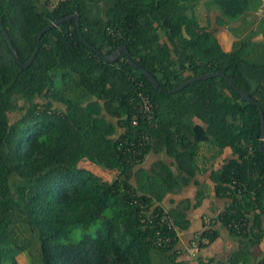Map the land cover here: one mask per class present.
Listing matches in <instances>:
<instances>
[{
    "label": "trees",
    "instance_id": "trees-1",
    "mask_svg": "<svg viewBox=\"0 0 264 264\" xmlns=\"http://www.w3.org/2000/svg\"><path fill=\"white\" fill-rule=\"evenodd\" d=\"M200 2L217 7L219 25L240 22L261 0H0V264H18L31 242L41 264H154L153 250L155 264H178L186 208L200 204L206 187L193 203L182 198L167 209L160 201L195 177L204 142L216 148L212 156L231 151L210 178L227 201L216 220L240 249L198 264H264V152L252 100L264 112V55L251 57L255 43L245 39L221 50L209 14V24L198 23ZM73 12L78 25L72 16L50 27L28 65L16 60L3 27L25 62L40 30ZM121 44L159 85L124 52L102 56ZM218 70L251 100L219 74L166 91ZM140 93L152 103L150 120ZM15 107L23 112L11 119ZM89 150L119 169L108 183L82 164ZM201 228L199 247L218 235Z\"/></svg>",
    "mask_w": 264,
    "mask_h": 264
},
{
    "label": "crops",
    "instance_id": "crops-1",
    "mask_svg": "<svg viewBox=\"0 0 264 264\" xmlns=\"http://www.w3.org/2000/svg\"><path fill=\"white\" fill-rule=\"evenodd\" d=\"M263 1L264 0H261L260 4L254 12L245 17V21L242 20V24L240 26L236 25L240 22H230V24L235 25L234 27H228V24L226 23L227 20L223 24H215L216 16L218 14L216 6H214L210 11H207L204 3L200 2L194 8V12L200 25L209 24V21L207 19V14H209V28L214 30L213 32L216 44L221 50H230L233 47L234 42L241 39L251 40L255 44L250 56L260 59L263 58L264 55V22L259 19L260 16L258 14V10ZM200 152H202V155H204L208 160V165L205 169H203V167L200 168V164L198 162L199 170L194 178H196V182H199V180L203 182H209L210 188H206L209 190V193L204 194L200 204H198L197 206H193L195 209H192V211L193 213L196 211L194 215L196 220L194 217L189 216L191 210L187 211L189 224L185 229L178 231L179 239L174 247L177 252L176 260L179 261L178 264H198L199 259L204 260L205 258L212 256H214L216 259L226 260L230 254L240 249L238 237L229 233L227 228L223 227L221 223L216 220V216L218 215L219 211L224 208L227 201L224 198L215 195L212 180L203 179L206 174H210L212 169L219 166L224 157L231 155V151L229 149H224L218 155L212 156L214 153V149L203 148V144H201L199 153ZM165 155L166 154L161 153L158 155V157H163V159L167 162H171V157ZM172 168L175 169L174 165L172 166ZM191 181L192 179L190 180V182ZM183 188L184 189L179 194H177V192L166 193V195L160 201L161 204L168 209L169 207L176 205V201L178 202V200H181L182 198H185L187 196L192 198L197 191L196 189V191L194 190L193 192H189V190H185V188H188L187 186H184ZM204 217H208V220H202ZM202 225L204 227L211 226L216 228L218 230V235L210 243L202 247H199L198 245L196 247L190 246L189 239L191 240L193 236L197 235V232H199L198 230ZM262 242L264 243V236ZM189 247H192V249L190 250Z\"/></svg>",
    "mask_w": 264,
    "mask_h": 264
},
{
    "label": "rangeland",
    "instance_id": "rangeland-1",
    "mask_svg": "<svg viewBox=\"0 0 264 264\" xmlns=\"http://www.w3.org/2000/svg\"><path fill=\"white\" fill-rule=\"evenodd\" d=\"M50 1V3H54L56 0H49ZM254 5H256L257 6V4H254ZM94 10V9H93ZM245 19V18H244ZM244 19H241L240 20V23H238V24H236L237 26H240L241 24H242V20L243 21H245ZM226 20L228 21V27H234L235 25H232V24H230V22H232L231 21V19H229V18H226ZM163 38H165V36L163 37ZM57 78H59V75H57ZM56 78V79H57ZM57 81V83H63L61 80H59V79H57L56 80ZM72 82V81H71ZM18 103H19V105H24L25 103L22 101V100H19L18 101ZM59 105V104H58ZM23 112V109H20V108H18V107H15L12 111H11V114H10V118L12 119V118H17V117H19V115L21 114ZM13 119V120H14ZM203 144V148H210V144L209 143H206V142H204V143H202ZM213 147V146H212ZM211 149H214V148H211ZM216 149V148H215ZM215 149H214V151H215ZM95 154H96V151H93V150H89L88 151V153L86 154V156H85V159H83L82 160V164L83 165H86L87 167H91L92 169H94L99 175H101V177H102V179L105 181V182H109V181H111V179L113 178V177H115L116 175H117V173H118V168H112V166H110V164H107V165H104L103 164V162H100L99 160H97V158L95 157ZM199 154V156H198V161L197 162H199V164H200V168H202V165L203 166H207L208 165V160L205 158V156L204 155H202V152H200V153H198ZM214 154H215V152H214ZM156 158H158V156L156 157ZM142 164H145V162H142ZM203 179L204 180H208V179H210L211 180V178H210V174H206L204 177H203ZM190 182V181H189ZM186 183V184H182V185H180L179 186V190H177L176 192H177V194H179L184 188V186H187L188 188H185V190H189V192H193L194 190L196 191V189L197 190H203L205 187L206 188H210V184H209V182H203V181H201V180H199V182H196V178H192V181L190 182V183ZM213 182V181H212ZM195 188V189H194ZM204 189V193L205 194H207V193H209V190L208 189ZM166 195V194H165ZM193 198V199H192ZM185 197L184 199H186L185 201H186V203H193L194 201H195V197L193 196V197ZM201 202V201H200ZM176 203H177V201H176ZM180 203V200H178V204ZM192 209H195L192 205H190L189 206V208H186V217H187V219H189L188 218V213H187V211H190L191 210V213H190V215L189 216H192V217H194V215H195V213H196V211L193 213V211H192ZM191 217V218H192ZM195 218V217H194ZM208 217H204L202 220H208L207 219ZM195 220H196V218H195ZM97 223L98 222H95V223H93V224H91L88 228H87V230L88 231H93L94 230V228L96 227V225H97ZM201 230H202V228H201ZM201 230H199V232L201 231ZM197 236H199L198 235V233H197V235L196 236H194L193 238V240H196V237ZM35 240H36V238H35ZM206 240V239H205ZM204 240V241H205ZM189 241H190V239H189ZM33 244V242H31V244L29 245V247H28V249H27V252L26 251H24V252H22V253H20V254H18L17 255V261H18V264H41V259H40V252H39V249H34V245H32ZM37 248H38V242H37ZM155 250H153L152 251V258H153V262H154V264H155V261H157V258L159 257V255H160V253L159 252H154ZM165 254V253H164ZM162 256H164L163 254H162ZM3 264V263H2ZM5 264H10L9 262H6ZM185 264V263H184ZM187 264V263H186Z\"/></svg>",
    "mask_w": 264,
    "mask_h": 264
},
{
    "label": "water",
    "instance_id": "water-1",
    "mask_svg": "<svg viewBox=\"0 0 264 264\" xmlns=\"http://www.w3.org/2000/svg\"><path fill=\"white\" fill-rule=\"evenodd\" d=\"M72 16H74V17L76 18V22H77V25H78V23H79V21H78L79 14H78L77 12H73V13H71V14H69V15H66V16H64V17H62V18H59V19H54V20H52L51 22H49L47 25H45V26L40 30V32H39L38 35H37V44H36V47H35L33 53H32L31 56L28 58V60H26L25 62H22V61L20 60L19 55H18V52H17V50H16V48H15V46H14L12 40L10 39L9 34H8L7 31L5 30V28L3 27V30H4L5 36H6V38L8 39V41H9V43H10V45H11V48H12V50H13V54H14L16 60H17L20 64H22V65H28V64L31 62V60L34 58V55H35V53H36V51H37V49H38L39 39H40L42 33H43L45 30L49 29L50 27H53V26L57 25L59 22L65 20V19H69V18L72 17ZM0 24H1V21H0ZM1 25H2V24H1ZM85 41H87V40L85 39ZM88 44H90V43H88ZM90 45H91L93 48H95L92 44H90ZM121 52H124V53L126 54L128 61H129L133 66H135V67H137V68H140L143 72H145V74H146V75L152 80V82H153L155 85H159V82H158L157 78H156L151 72H149V71H148L147 69H145L144 67L140 66L137 62H135V61L130 57L129 50H128V48H127V46H126L125 44L118 45L113 51H111V52L108 53V54H103L102 56H103L106 60L111 61V60H114L116 57H118L119 54H120ZM218 74L224 76V77L228 80V82H229V83H230V84H231V85H232V86H233V87H234V88H235V89H236V90H237L242 96H244V97H246L247 99H250V100H251V97H250L248 94L244 93L239 87H237V86L235 85V83L229 78V76H228L225 72H223L222 70H218V71H209V72H206V73H203V74H199V75L193 76V77L187 79L186 81H184V82H183L181 85H179L178 87H175V88H173V89H171V90H166V91H167V92H173V91H176V90L180 89L181 87H183L184 85H186V84L189 83L190 81H193V80H195V79L207 78V77L215 76V75H218ZM159 89L161 90L162 87L159 86ZM252 100L257 104V106H258V108H259V111H260V116H261V132H260V138H259V148H260V150H261L262 152H264L263 145H262V141H263V138H264V112H263V109H262V107H261V105H260V102L257 101V100H255V99H252Z\"/></svg>",
    "mask_w": 264,
    "mask_h": 264
},
{
    "label": "built area",
    "instance_id": "built-area-1",
    "mask_svg": "<svg viewBox=\"0 0 264 264\" xmlns=\"http://www.w3.org/2000/svg\"><path fill=\"white\" fill-rule=\"evenodd\" d=\"M258 14L260 17L264 18V1L258 10ZM139 108H140V111L146 114L149 120L153 118L152 103L150 102L149 98L145 94H142V93H140ZM193 243L194 244L192 245V247H196L198 243V239L193 240ZM192 247H189L190 250L192 249Z\"/></svg>",
    "mask_w": 264,
    "mask_h": 264
}]
</instances>
